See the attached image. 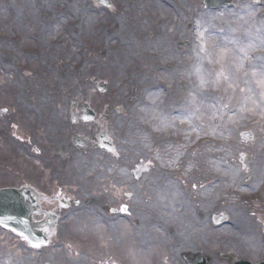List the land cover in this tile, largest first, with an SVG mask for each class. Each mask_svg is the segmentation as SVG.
Listing matches in <instances>:
<instances>
[{
  "label": "rangeland",
  "instance_id": "374dc122",
  "mask_svg": "<svg viewBox=\"0 0 264 264\" xmlns=\"http://www.w3.org/2000/svg\"><path fill=\"white\" fill-rule=\"evenodd\" d=\"M90 2L0 0V190L62 178L59 154H70L81 132L69 124L73 100L79 111L89 103L108 113L122 157L108 158V184L79 178L48 249L30 251L0 229V264H188L200 255L187 245L209 264H260L264 36L249 37L234 8L246 6L264 24V0L218 9L204 0H112L82 35L93 48H80L78 19ZM194 22L204 31L198 40ZM115 26L122 31L108 42ZM44 38L53 39L42 48ZM182 41L190 45L180 49ZM137 155L150 166L139 184L124 175ZM15 170L30 176L16 180Z\"/></svg>",
  "mask_w": 264,
  "mask_h": 264
},
{
  "label": "flooded vegetation",
  "instance_id": "af4514ba",
  "mask_svg": "<svg viewBox=\"0 0 264 264\" xmlns=\"http://www.w3.org/2000/svg\"><path fill=\"white\" fill-rule=\"evenodd\" d=\"M97 9V1L94 0L90 2L88 7L85 6V12H82L84 18H79L78 20H82L78 27V35L80 36V48H93L92 39L90 35H87V42H84L82 39V35L84 30L86 29L87 32H90V25L92 26L93 23L96 21L90 22L93 20V13ZM102 10L101 8H99ZM105 14H107V10H104ZM75 14L78 17V8L75 7ZM112 31L108 33V37L112 35ZM41 46H48L47 38H44L40 41ZM83 51V49H81ZM43 54L47 53L46 49H43ZM86 52V51H83ZM55 52L50 54V56H54ZM81 128V132H89L87 137L82 136V138L72 137L71 145L73 147L70 154H68V150L66 152H61L59 157L62 161V168H64V172L60 174L62 178L58 179L55 183L51 184H42L37 191L43 195L48 197H56L59 199H64L66 201H73L72 197L76 191V186L79 184V178L90 175L92 176V181L94 186H98L103 182L108 181V155H111V152L108 151V131H111L110 128L112 127V122L109 120L108 113L103 115H98L97 119L91 123L90 125H77ZM103 134H106L103 136ZM86 152L83 156L86 157L89 155L90 152L92 154L89 155L85 161L81 163H77L72 168L68 167L67 165L73 162V157L71 155H78L80 153ZM116 154V152H114ZM139 154V153H138ZM159 154H157L158 156ZM112 156L117 160L120 161L118 155ZM137 159H139V155H137ZM169 162V157H168ZM142 164V159L140 158L135 163V167H127L126 169V177L132 178L135 181L139 182L141 177L143 176L142 171L144 167L140 166ZM142 174V175H141ZM163 179H167L165 175L162 176ZM47 199L43 201V209L45 211L50 212H57L59 204L57 202L47 203Z\"/></svg>",
  "mask_w": 264,
  "mask_h": 264
},
{
  "label": "water",
  "instance_id": "95a60500",
  "mask_svg": "<svg viewBox=\"0 0 264 264\" xmlns=\"http://www.w3.org/2000/svg\"><path fill=\"white\" fill-rule=\"evenodd\" d=\"M233 1L206 0V6L221 7ZM100 90L105 91L106 89L104 86H100ZM85 113L87 114L86 109ZM40 214L39 196L32 189L0 191V226L12 231L23 242H26L30 248L32 247L29 241L24 239L25 236H28L32 242H43L39 248L32 249H42L49 246L51 238L56 233L57 216L45 214V218L37 224L34 218ZM43 229H46V231ZM202 264H208V261H204ZM240 264L250 263L241 262Z\"/></svg>",
  "mask_w": 264,
  "mask_h": 264
},
{
  "label": "bare ground",
  "instance_id": "6f19581e",
  "mask_svg": "<svg viewBox=\"0 0 264 264\" xmlns=\"http://www.w3.org/2000/svg\"><path fill=\"white\" fill-rule=\"evenodd\" d=\"M234 13H235V19H239V23L243 24L245 27L250 29V36L252 38L255 37H260V36H264V24H261L260 22H256V20L253 18L252 13L250 11L249 8H247L246 6H236L234 8ZM196 25L193 24V30L195 32V36L194 39L198 40L200 35L204 32L200 29L199 24L194 22ZM165 35H167L166 31L161 30L160 33L158 34V37L161 38V40H165ZM219 132H225V129L222 126L218 127ZM231 217V216H230ZM232 219V217H231ZM207 220V219H206ZM203 222L205 223V219L203 220ZM186 251L187 253H189L190 255H197V254H201L202 252H198L195 249L192 248L191 245H187L186 247ZM204 255V254H203Z\"/></svg>",
  "mask_w": 264,
  "mask_h": 264
},
{
  "label": "snow or ice",
  "instance_id": "6c2138e0",
  "mask_svg": "<svg viewBox=\"0 0 264 264\" xmlns=\"http://www.w3.org/2000/svg\"><path fill=\"white\" fill-rule=\"evenodd\" d=\"M121 210L126 211V209H121ZM37 224H38V222H37ZM43 230L46 231V229H43ZM24 239L29 241V244L32 248H39L41 246V244L43 243V242H32L29 240L28 236H25Z\"/></svg>",
  "mask_w": 264,
  "mask_h": 264
}]
</instances>
